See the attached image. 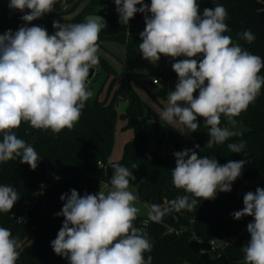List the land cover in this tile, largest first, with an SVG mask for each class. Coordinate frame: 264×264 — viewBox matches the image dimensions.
Segmentation results:
<instances>
[{"label": "clouds", "instance_id": "obj_1", "mask_svg": "<svg viewBox=\"0 0 264 264\" xmlns=\"http://www.w3.org/2000/svg\"><path fill=\"white\" fill-rule=\"evenodd\" d=\"M56 3L9 0L10 9L25 13L21 17L25 24L15 32L9 29L0 34V163L19 159L35 170L41 160L37 151L14 130L22 122L53 134L71 130L93 95L90 69L99 65V34L106 21L99 15L68 25L53 21V34L39 25L27 26L51 13ZM114 4L122 25L128 26L137 13L144 14L145 28L138 44L143 59L154 65L162 56L176 61L171 67L178 82L168 92L160 118L169 124L178 122L190 132L197 131V118H203L209 135L204 148L208 149L242 136L235 118L255 102L264 87V76L259 75L264 59L225 35L231 31L225 7L204 8L201 15L197 0H151L150 5L144 0H114ZM238 35L249 44L255 40L250 29ZM222 116L226 118L223 126ZM227 147L231 153L248 156L243 140ZM199 148L195 145L173 153L172 183L187 194L166 206L152 204L149 220L160 222L181 210L192 211L198 200L232 191L248 161L229 160L221 165L215 158L201 156ZM112 167L109 191L81 196L71 189L60 197L64 203L56 216L64 220L51 247L68 264H152V257L145 259L144 254L152 251L153 242L134 225L140 209L129 186L136 177L128 167ZM137 167L132 164L131 169ZM20 198L13 186L0 185V213L11 212ZM243 205L232 216L235 220L253 217L247 224L250 240L242 247L244 264H264V188L245 193ZM21 250L19 236L0 227V264H16Z\"/></svg>", "mask_w": 264, "mask_h": 264}, {"label": "trees", "instance_id": "obj_2", "mask_svg": "<svg viewBox=\"0 0 264 264\" xmlns=\"http://www.w3.org/2000/svg\"><path fill=\"white\" fill-rule=\"evenodd\" d=\"M85 1L70 0L73 4L70 9L46 14L27 26L39 25L53 34V21L68 25L84 22L90 15H99L107 26L100 32L98 43L105 40L123 43L126 48L125 69L120 77L106 60H99V65L107 73L106 79L112 76L107 96L101 100L99 92L93 91L90 82L89 88L93 95L86 102L73 129L65 128L59 134H53L51 130H37L27 122H22L14 130L18 138L35 148L41 159L35 170L27 164H21L19 159L0 163V185L13 186L21 197L11 212L0 213V227L8 228L22 242L16 264H68V260L56 255L51 247V241L56 238L64 220L62 216H56L64 203L60 197L71 189H76L81 196L85 192H98L104 183L109 182L114 164L128 167L132 171L136 179L130 180V184L138 187L139 199L143 203L166 206L168 201L186 195L172 183L171 170L175 167L173 153L193 149L195 145L200 146L196 151L201 156L215 158L221 165L229 160L242 159L248 163L242 175L232 184L231 192H218L212 200H198L196 209L179 212L175 224H171L166 217L160 222L150 221L146 234L153 242V248L144 254L145 259L150 255L152 264H244V238L229 246L221 258L200 257L197 244L192 239V231L208 243L222 235H238L253 220L251 216L235 220L232 213L244 207L245 193L255 192L257 187L264 188V87L255 102L235 118L243 135L230 138L211 149L204 148L209 135L203 118H197L200 127L196 132H190L184 126L183 132H178L166 124L132 87V81L137 78L129 73L127 66L145 61L138 51V44L142 42L139 33L145 28L144 14L137 13L125 26L119 22L114 0H87L84 8L69 19ZM147 1L144 0V3L147 4ZM197 3L201 15L204 8H214L217 4L225 7L228 12L225 22L231 29L225 35L231 36L234 44L264 59V0H197ZM102 8L108 11L101 12ZM22 15V12L9 8V0H0V34L9 29L15 32L24 25ZM249 29L255 35V40L250 44L238 35ZM259 75L264 76V68ZM158 77L165 80L178 79L177 74L167 68L160 71ZM120 79V84L116 86ZM160 94L166 97V87L160 90ZM122 102L127 103L123 113L119 111ZM119 119L127 122L124 129H131L134 137L124 145L121 159L111 162ZM221 121L223 126L226 118L222 116ZM153 140L156 146L151 150L149 146ZM240 140L245 142L244 151L248 156L229 151L228 143ZM132 164L138 167L131 169ZM42 184L47 185V188L35 196ZM238 189L244 190L240 198L237 195ZM15 216L24 219L18 221ZM143 220L144 216H137L134 225L142 229ZM168 227L182 231L179 234H168Z\"/></svg>", "mask_w": 264, "mask_h": 264}, {"label": "rangeland", "instance_id": "obj_3", "mask_svg": "<svg viewBox=\"0 0 264 264\" xmlns=\"http://www.w3.org/2000/svg\"><path fill=\"white\" fill-rule=\"evenodd\" d=\"M87 0L81 4L79 7L75 9V11L68 17L69 19L74 18L85 6ZM147 4H150V0L147 1ZM73 4L70 0H57V3L54 5V9L51 13H57L61 11H65L70 9ZM28 10H25L27 12ZM101 12H107V8H102ZM23 13V12H22ZM25 13H23L24 15ZM50 14V13H48ZM46 15V14H45ZM99 60L104 59L106 60L118 73L119 76L123 73L125 69V57H126V48L123 43L118 41H100L99 42V52H98ZM184 57L176 58L177 60L183 59ZM176 62L172 58L162 56L160 61L157 62L155 65L150 63L148 60L144 62H136L127 66L128 71L131 75L135 76L137 80L132 81V87L140 94L142 99L150 106L155 113L160 117L161 111L167 106L168 101V92L170 90L175 89V85L178 82V79L173 78L170 80H165L161 78L159 83L154 84L151 80L160 79L158 77V73L162 71L164 68L172 69V63ZM97 73L94 79L91 81L93 84L94 92H99V98L101 100L105 99L107 96V90L111 84L112 76L108 79L107 73L102 69L100 65L96 66ZM121 77V76H120ZM106 79V80H105ZM120 80H118L116 86L120 84ZM167 85V94L166 97L163 98L160 94V90ZM121 104L126 105V102H122ZM120 104V105H121ZM164 121V120H163ZM166 124L168 122L164 121ZM126 121L123 119H119L116 127L115 133V145L113 152L110 156V160L115 162L119 161L123 154L124 145L133 139L134 133L131 129H124L123 126L126 125ZM173 126L178 132H183V125L179 124L178 122H174L169 124ZM156 146V141L153 140L149 146L151 150H154ZM99 190H103L105 192L109 191V185L103 184ZM129 190L132 191L137 197L138 200L136 202V207L140 209L138 216L148 217V212L151 207L148 203H143L139 199L138 195V187L136 185L130 184ZM97 193V192H96ZM184 264H190L185 262Z\"/></svg>", "mask_w": 264, "mask_h": 264}, {"label": "built area", "instance_id": "obj_4", "mask_svg": "<svg viewBox=\"0 0 264 264\" xmlns=\"http://www.w3.org/2000/svg\"><path fill=\"white\" fill-rule=\"evenodd\" d=\"M161 79H154L153 82L155 84L159 83ZM100 166H102V163H99ZM108 184V183H105ZM47 188V185L42 184V188L40 191H37L35 193V196H38L39 194L43 193L44 190ZM28 211V209H26ZM17 220L21 218L22 216L18 217L15 216ZM23 218V217H22ZM21 221V220H18ZM147 221V223H145ZM151 220L148 219V217H144V220L142 221V231L144 234H146V228ZM182 230L175 229L174 227H168L167 233L168 234H179ZM147 235V234H146ZM192 239L195 241L198 247V255L200 257H206L210 256L212 258H221L225 250L238 242L241 238H244L242 246L246 245L250 240V234L247 232V229L242 230L238 235L236 236H227L222 235L221 237L217 239H213L209 241L208 243H205L203 240L197 237L194 231H192Z\"/></svg>", "mask_w": 264, "mask_h": 264}, {"label": "water", "instance_id": "obj_5", "mask_svg": "<svg viewBox=\"0 0 264 264\" xmlns=\"http://www.w3.org/2000/svg\"><path fill=\"white\" fill-rule=\"evenodd\" d=\"M97 73V68L95 67L94 69H90V76H89V84L90 82L94 79L95 75ZM244 194V190L243 189H238L237 190V195L238 197H242ZM180 213H173L169 216H165L171 224H175L176 220L179 218Z\"/></svg>", "mask_w": 264, "mask_h": 264}, {"label": "crops", "instance_id": "obj_6", "mask_svg": "<svg viewBox=\"0 0 264 264\" xmlns=\"http://www.w3.org/2000/svg\"><path fill=\"white\" fill-rule=\"evenodd\" d=\"M184 59V58H183ZM166 87V90H168L167 89V85L165 86ZM126 107H127V104L126 105H123V104H121L120 106H119V111L121 112V113H123L125 110H126ZM124 127V126H123ZM111 161V160H110ZM111 162H113V161H111Z\"/></svg>", "mask_w": 264, "mask_h": 264}]
</instances>
